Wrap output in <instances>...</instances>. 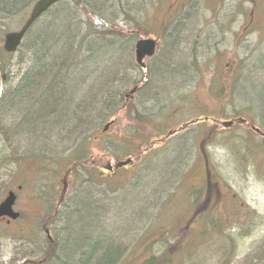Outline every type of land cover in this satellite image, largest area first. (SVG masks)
Masks as SVG:
<instances>
[{"label": "rangeland", "instance_id": "obj_1", "mask_svg": "<svg viewBox=\"0 0 264 264\" xmlns=\"http://www.w3.org/2000/svg\"><path fill=\"white\" fill-rule=\"evenodd\" d=\"M37 1L5 22L0 48L6 34L23 27ZM106 2L102 9L92 10L104 23L122 29L123 36L113 39L119 53L112 63L105 61L100 67L97 62L96 77L86 87L102 76L107 82L116 75L117 81L108 83L110 91L129 95L138 86L131 85L134 81H142V89L127 106L107 109L95 123L91 142L82 146L89 168L97 173V186L79 187L69 179L64 186L57 175L80 136L56 148L32 151L24 138L16 136L24 115L14 119L3 114L4 107L0 110V200L7 189L21 185L17 207L25 214L9 231L0 226V264L34 263L41 258L45 248L37 242L42 239L40 229L63 240L66 215L78 209L83 200L79 197L88 190L93 192L90 203L103 200L107 214L100 216L106 217L108 232L113 231L125 249L119 264H142L152 254L147 250L150 245L159 254L166 232L170 243L176 242L172 258L181 252L177 247L194 251L189 257L182 254L184 264H264V139L252 130L264 132V0ZM63 4L71 7L70 1ZM74 19L68 16L69 27ZM81 27L73 29L82 33ZM141 39L159 41L146 70L135 60V44ZM166 52L167 65L182 71L181 79H168L176 75L165 64L157 71ZM31 60L27 45L15 54H1L3 100L27 74ZM105 66L112 76L103 72ZM156 71L168 78L158 79ZM249 108L254 111H246ZM233 119L239 121L223 127ZM174 131L178 133L168 137ZM37 156L44 158L36 160ZM54 177L61 179L59 185ZM42 188L48 200L40 196ZM35 193L37 200L25 198ZM55 194L65 202L59 209L61 217L47 228L36 214H43ZM208 218L215 220L216 230L206 226ZM29 239L36 240L35 246Z\"/></svg>", "mask_w": 264, "mask_h": 264}, {"label": "trees", "instance_id": "obj_2", "mask_svg": "<svg viewBox=\"0 0 264 264\" xmlns=\"http://www.w3.org/2000/svg\"><path fill=\"white\" fill-rule=\"evenodd\" d=\"M25 1L29 5L24 8L22 3ZM33 1L0 0V33H5L3 29L6 21L19 16L23 11L26 12ZM66 1H70L71 7L70 4H63L64 1L56 4L34 24L26 35L21 48L27 45L28 50L32 51V62H30L32 66L8 99L6 100L4 97L3 100L1 98L0 102L2 100L3 102L0 110L4 107L2 109L4 110L3 114L8 113L11 117L14 115V119L18 118L19 115H24L25 122L21 124L16 136L24 138L32 151L56 148L60 144L72 140L75 136V139L80 136V141L71 151L70 158L66 159L67 164L63 170L57 172V175L63 178L64 182L68 179L70 182L73 180V183H77L79 187L97 186L99 180L97 173L89 168L87 156L84 154L86 151L82 149V146L91 142V136L95 133V123L104 118L107 109L118 110L120 106H127L132 98L129 99L127 95L121 92L119 95L117 91H110L112 88L107 87L108 83L113 85V82L117 81L116 75H114L115 78L113 76V80L107 82H104V76H102L94 85L91 84L89 88L87 87L89 81L96 77L97 62L100 61V67L105 64V61L112 63V60L119 53V50H116L118 42H114V40L123 36V30L104 23L92 10L94 7L102 9V5H105L106 1L109 0ZM88 7L91 10L87 9ZM104 11L102 10V12ZM69 15L75 18L73 20L75 25L73 23L70 27L67 25ZM80 15L83 20H80ZM75 26H82L84 31L79 33V30L73 29ZM102 30L105 32H101ZM91 37H95V39L92 40ZM3 53L4 51H1V54ZM167 53L161 57L164 58L163 60H158L157 71L160 65L165 64L170 72H175L176 76L168 78L156 71L158 79L162 81L166 78L170 80L181 79L183 72L175 71L171 65H167L169 63L166 61ZM106 67L103 69L105 73L108 72ZM181 67L183 64H179L178 68ZM108 73L110 76L113 75L110 71ZM141 82L134 81L131 85L137 84L138 86L135 87L138 91L142 89L139 87ZM146 82L143 80V83ZM145 86L147 87V84ZM85 88H87L86 92ZM76 100H79L78 103L75 102ZM246 111H254V108H249ZM101 133L103 134V130ZM97 137H100V134L92 140H96ZM43 158L37 156L36 160ZM36 163L39 164V162ZM206 171L208 178L210 170L207 164ZM43 172L49 174L46 169ZM57 180L54 182L59 185L61 179ZM207 181L210 184V179ZM51 184H54L53 181ZM40 191L42 192L40 196L45 198L43 196L45 194L44 188ZM92 193L91 190L84 191L81 194L82 197H79L83 200L77 207L78 209L69 212L68 216L66 215L65 224L67 227L63 240H59L56 235L52 237L48 229L46 231L40 229L38 236H41L42 239L40 241L37 239V242L44 246V254L36 262L26 261L24 264H119L123 261L126 255L125 249L116 240L113 231L108 232V227L104 222L106 217L100 216L107 214L106 208L101 207L103 200H98L94 206L89 202ZM96 196L102 198L103 194ZM123 201H120L121 204ZM50 202L46 205L43 214L38 213L44 216L43 219L42 217L39 218L42 219V222L44 220L47 228L49 223L51 224L54 220V224L58 217H61L59 209L64 206L65 198L61 200L55 194ZM59 204L61 205L59 206ZM209 220L210 218L205 220L206 226L216 230L215 220ZM210 229L207 231L210 232ZM207 231L205 230L204 233ZM163 235L166 238L162 245L164 251L156 254L152 250L153 246H148L147 250L151 249L152 254L142 264H177V261L184 264L181 260L182 254L189 257L190 254L194 253V251H190V247H177L181 252L177 258H172L171 252L176 242L170 243L168 232ZM27 237L29 238V236ZM29 241L35 246L33 241L36 240L29 239Z\"/></svg>", "mask_w": 264, "mask_h": 264}, {"label": "water", "instance_id": "obj_3", "mask_svg": "<svg viewBox=\"0 0 264 264\" xmlns=\"http://www.w3.org/2000/svg\"><path fill=\"white\" fill-rule=\"evenodd\" d=\"M66 0H39L33 6L30 16L23 25V27L17 32H11L5 35L3 50L7 54H15L20 49L23 41L30 31V29L36 24V22L45 15L53 6ZM158 42L153 39H141L135 45V59L138 66L142 70L146 69L145 60L153 58L157 53ZM137 88L133 89L130 95L136 92ZM3 94V76L0 72V99ZM113 125V123L108 124L104 132ZM255 130V129H254ZM259 132V130H255ZM173 135L170 133L169 136ZM125 163L124 165H127ZM16 198L12 193L1 205H0V217H10L13 220L18 218V214L13 212V206L15 204Z\"/></svg>", "mask_w": 264, "mask_h": 264}, {"label": "flooded vegetation", "instance_id": "obj_4", "mask_svg": "<svg viewBox=\"0 0 264 264\" xmlns=\"http://www.w3.org/2000/svg\"><path fill=\"white\" fill-rule=\"evenodd\" d=\"M244 1V0H243ZM252 1H255V0H252ZM244 32H247V29H244ZM210 42H211V39H210ZM147 67V66H146ZM4 74V73H3ZM4 77H5V74H4ZM247 110V109H246ZM240 120L243 122V123H246L247 121L245 119H241ZM236 121H239L238 119H233L231 121H227V122H223L222 125L223 127L225 128H231ZM242 123V124H243ZM252 130H253V127H252ZM254 131V130H253ZM256 133L258 135H260L262 137V139H264V132H257ZM110 168V167H109ZM113 171V170H112ZM210 175L208 176V180L210 179ZM65 181V180H64ZM66 182H63V184L65 185ZM23 184V183H22ZM66 186V185H65ZM23 187L20 185H18L17 187H14V188H11V189H7L5 192H4V196L2 197V199L0 200V205L13 193L15 195V198H16V201H15V205L13 207V212L14 213H17L19 216L16 220H13L12 218L10 217H0V226H4V228L9 229L11 230V228L15 227L16 225H18V223H21L23 217H24V211L19 209L17 207L18 205V201H19V198H20V193L21 191L23 190L22 189ZM35 192H37V190H35ZM37 194L38 193H35V195L33 196H28V197H25V198H29V199H32V200H37ZM38 214H36V218L39 219V217L37 216ZM42 215V214H41ZM42 219L44 218V216L42 215L41 216ZM17 227V226H16ZM4 237H5V234H4Z\"/></svg>", "mask_w": 264, "mask_h": 264}]
</instances>
